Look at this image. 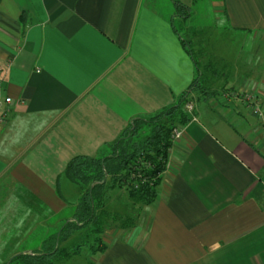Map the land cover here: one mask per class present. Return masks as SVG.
<instances>
[{"label":"crops","instance_id":"obj_1","mask_svg":"<svg viewBox=\"0 0 264 264\" xmlns=\"http://www.w3.org/2000/svg\"><path fill=\"white\" fill-rule=\"evenodd\" d=\"M169 1L0 0V96L13 99L0 108V264L72 218V159L107 155L134 120L191 91L195 66ZM177 1L192 9V31L251 35L250 60L219 67L226 91L205 101L190 92L194 116L153 203L107 191L121 222L105 252L87 250L90 264H264V133L242 99L264 101V0Z\"/></svg>","mask_w":264,"mask_h":264},{"label":"trees","instance_id":"obj_2","mask_svg":"<svg viewBox=\"0 0 264 264\" xmlns=\"http://www.w3.org/2000/svg\"><path fill=\"white\" fill-rule=\"evenodd\" d=\"M171 3L170 23L195 66L191 91L181 95L170 108L134 120L121 138L108 146L107 155L72 159L63 176L76 185L80 193L72 218L53 236V240L45 242L33 254L14 257L11 264H58L59 260L82 257L83 248L86 251L91 249L94 254L105 252L108 245L104 237L121 222L106 206L107 191L110 188L124 189L134 204L153 203L169 166L173 132L186 127L194 116V112L190 114L187 109L192 101L190 92L214 96L228 88L229 80L221 73L224 70L219 72V67L225 69V64L230 61L209 52L213 35L192 31L187 25L192 9L177 0H171ZM230 87L227 93L234 90V86ZM146 130L149 133L146 134ZM130 221L127 219L124 224ZM92 235L93 242L83 239L73 251L67 249L66 244L75 236L85 238Z\"/></svg>","mask_w":264,"mask_h":264},{"label":"rangeland","instance_id":"obj_3","mask_svg":"<svg viewBox=\"0 0 264 264\" xmlns=\"http://www.w3.org/2000/svg\"><path fill=\"white\" fill-rule=\"evenodd\" d=\"M164 1L167 4L165 8L169 7L171 9L170 1L169 0H164ZM166 13H168L167 9H166ZM210 39H211L210 41L211 46H209L208 49L212 55L216 57L222 56V58L225 60H229L231 57H233L232 59L233 64L234 62L235 63L238 62L237 57H240V56H241L240 61L246 62L250 60V52L254 44V39L252 38L251 35L242 34V33L238 35V33H236L231 37V35L222 34L218 36L217 35L212 36ZM230 42L232 45H230ZM229 61H231V59ZM207 77L209 78L210 76L207 75ZM198 98L201 101L202 100L205 101V99L208 98V96L207 94H202L198 92ZM190 99L192 101H196V98L195 99L190 98ZM190 114H193V113L190 112ZM147 133H149V130H146V134ZM82 240H83L82 238H78L77 240H71L68 244H66L67 249L70 251H73L74 248L82 242ZM84 240L85 242H89L93 240V235L89 237L85 236ZM83 252L84 253L82 257L79 256L77 259H74V258L63 259V260L57 261V263L58 264H90L89 258H85L86 254L89 255L90 252L88 253V251H86V249L84 248H83ZM94 263L98 264V262H94Z\"/></svg>","mask_w":264,"mask_h":264},{"label":"built area","instance_id":"obj_4","mask_svg":"<svg viewBox=\"0 0 264 264\" xmlns=\"http://www.w3.org/2000/svg\"><path fill=\"white\" fill-rule=\"evenodd\" d=\"M2 78H1V67H0V82H1ZM243 98V101L245 103V106L253 113V115L259 120L260 122V128H261V131L264 133V101L263 102H259L257 100V97H255L254 95L252 94H244L242 96ZM25 102L22 101L20 102V104H24ZM6 105L8 107H10L12 104H13V99L12 98H5L3 99L1 96H0V108L3 106V105ZM187 109L189 112H194V107L192 104H189L187 105ZM1 122H3V119L0 120ZM184 133V127H180V128H177L174 130L173 132V138H174V141L175 140H178L179 138L182 137Z\"/></svg>","mask_w":264,"mask_h":264}]
</instances>
